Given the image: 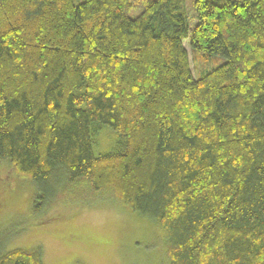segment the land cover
Listing matches in <instances>:
<instances>
[{"label": "trees", "instance_id": "trees-1", "mask_svg": "<svg viewBox=\"0 0 264 264\" xmlns=\"http://www.w3.org/2000/svg\"><path fill=\"white\" fill-rule=\"evenodd\" d=\"M185 2L0 0V177L35 185L25 223L113 197L156 223L166 264H264V0H195L193 26ZM185 38L226 60L198 77ZM99 124L117 139L97 154Z\"/></svg>", "mask_w": 264, "mask_h": 264}, {"label": "rangeland", "instance_id": "rangeland-1", "mask_svg": "<svg viewBox=\"0 0 264 264\" xmlns=\"http://www.w3.org/2000/svg\"><path fill=\"white\" fill-rule=\"evenodd\" d=\"M81 0H76V2ZM152 0H128L127 13L139 15L147 2ZM195 0H186L184 9L193 26L196 22ZM222 1V0H218ZM195 75L202 74L215 66L222 65L226 58L212 55L194 62L188 38L183 40ZM94 133L95 153L111 148L116 141V132L109 125L99 124ZM5 176V175H4ZM11 186L12 193L0 194V242L6 238V249H41L44 264H166L165 238L156 223L129 210L113 197L91 203L58 205L60 216L39 224L25 223L33 212L36 187L32 182L2 181L0 187ZM6 198V199H5ZM48 210H41L36 216L45 217ZM9 234V235H8Z\"/></svg>", "mask_w": 264, "mask_h": 264}]
</instances>
